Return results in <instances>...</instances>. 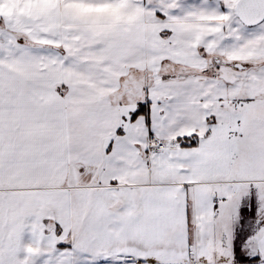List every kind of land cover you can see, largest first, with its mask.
<instances>
[{
	"label": "snow or ice",
	"instance_id": "obj_1",
	"mask_svg": "<svg viewBox=\"0 0 264 264\" xmlns=\"http://www.w3.org/2000/svg\"><path fill=\"white\" fill-rule=\"evenodd\" d=\"M0 264H264V0H0Z\"/></svg>",
	"mask_w": 264,
	"mask_h": 264
}]
</instances>
